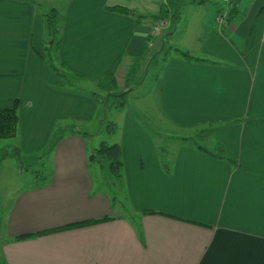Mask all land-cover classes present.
<instances>
[{
	"label": "crops",
	"instance_id": "1",
	"mask_svg": "<svg viewBox=\"0 0 264 264\" xmlns=\"http://www.w3.org/2000/svg\"><path fill=\"white\" fill-rule=\"evenodd\" d=\"M162 1L0 0V110L18 100L21 154L49 159L47 181L18 190L7 208L5 264H264V14L257 17L264 0H240L228 25L218 12L230 0L184 7L192 30L188 24L181 33L191 31L196 55L187 45L174 47L193 60L165 59L157 104L187 135L161 136L128 110L118 116L116 133L106 131L122 161L123 192L114 203L100 171L87 163L94 136L82 131L101 122L105 104L73 92L43 61L38 12L55 8L61 64L90 83L115 70L123 85L145 37L163 46L177 26L153 36L149 19L136 24L106 8L148 17ZM196 133L200 147L182 141Z\"/></svg>",
	"mask_w": 264,
	"mask_h": 264
},
{
	"label": "rangeland",
	"instance_id": "2",
	"mask_svg": "<svg viewBox=\"0 0 264 264\" xmlns=\"http://www.w3.org/2000/svg\"><path fill=\"white\" fill-rule=\"evenodd\" d=\"M210 1V0H208ZM211 2V1H210ZM214 3V2H211ZM42 7V6H41ZM190 8V7H189ZM189 11L183 10L181 13L182 20L181 22H177V30L176 33L173 34L171 39L167 40L166 44H162L163 46L158 47L157 43L154 45L153 41L150 42L149 53L147 58L145 59L144 63L141 66V70L139 73V84L138 86L134 87L128 92V100L127 106L122 110H114L112 106L117 103L116 98H109L107 97V93L102 91H96L95 83H90L86 81L79 80L74 77L73 73L68 71L65 67L61 66V62L59 60L58 54L59 50H56L55 46H52L51 41H49L48 36L44 33L43 37V53L44 59L47 62H51L54 67L57 69L58 72H61L63 75L66 76L68 82L71 84V90L73 92L80 94H94L96 97V102L105 104V112L103 118L104 120L102 123L99 121L94 123L91 129L84 128L82 131L87 133L90 136L87 139V149L91 151V149L98 147L99 144L102 142L106 144H111L112 138L107 135L106 129L104 126L110 123H115L114 121H119L117 117L120 118L123 116V112L131 111L135 113L139 120L143 123L144 121L147 122V125L150 129L154 132L161 134V136H186L187 134L184 132L179 131L174 126L169 125L162 117L158 109L157 104V93L159 85V72L162 67V60H161V50H168L169 48H181L180 45H187L190 48L189 52H192L193 55H196L194 50H197V46L191 44L189 42V38L191 37V31H188L189 34L183 35L181 33L183 31L184 26H188L189 30L191 29L190 26V14ZM39 15H43V9H39ZM226 12H222V15H225ZM158 25V24H157ZM164 30V29H162ZM163 34V33H162ZM173 46V47H172ZM192 53H189L192 55ZM127 69V68H126ZM119 83V84H118ZM117 84V90L119 92L124 91L122 81L119 79ZM99 90V89H98ZM122 101L121 98H119ZM115 106V105H114ZM70 124V123H69ZM102 125V126H101ZM116 125V124H115ZM68 127H75L74 125H67ZM117 126V125H116ZM79 131L80 127H77ZM105 130V131H104ZM19 135L9 138L8 140L0 141V264L2 261V247L4 245V224L5 218L7 215V208L10 206L11 201L14 198L15 193L18 190L30 188L34 185V181H39L45 173L43 170L49 166V159H46L45 156H42V152L34 155H22L23 151H20L18 146ZM43 163V164H42ZM98 180L104 182L105 180L108 183L112 184V178L109 176L107 172L104 170L100 173ZM102 189L112 195L115 193V199L120 198L121 195L118 196V186L112 187H102ZM114 203V199H112Z\"/></svg>",
	"mask_w": 264,
	"mask_h": 264
},
{
	"label": "trees",
	"instance_id": "3",
	"mask_svg": "<svg viewBox=\"0 0 264 264\" xmlns=\"http://www.w3.org/2000/svg\"><path fill=\"white\" fill-rule=\"evenodd\" d=\"M207 1L208 0H163L159 6L157 14L154 16H148V17L139 16L135 14L133 10L126 9L123 7H118V6L107 7L106 10L111 13L130 17L135 20L136 24L140 23L144 19H149L150 21H152L153 24H156V25L160 23H165L166 26L168 27V30L172 31L175 28L177 22H179L181 19V13L184 7L192 3H195L197 5L205 4L207 3ZM239 2L240 0H230L229 8L227 9L225 15H221L220 12H218V17L222 19L224 25L230 24L231 21L238 16L239 11L237 9V5ZM263 14H264V4L262 8L260 9L257 17L259 18ZM40 17L43 21L44 31L46 35L48 36L49 41H51L52 46L56 47V50H59L61 46L62 22H61V16L58 10H56L55 8L50 9L46 13L41 15ZM150 42H151V37L150 36L145 37L140 53L137 56L130 58L129 64L126 67L127 69L125 71L126 74L124 77V84H123L124 91L119 92V90H117L115 70L109 72L103 78L94 82L95 87L97 89L96 91H100V92L104 91L107 93V97L117 99L116 101L117 103H115L114 104L115 106L114 105L113 106L118 110L125 109V107L127 106L128 92L134 87L138 86L139 84V73H140L142 64L144 63L145 59L148 56ZM161 52H162L161 60L163 63L165 62V59L169 55H174L176 58H180L181 60H185V61L193 60V57L190 56L188 52L180 51L176 48H169L168 50H164L163 48ZM43 61L48 66V68L57 77L61 78L63 82L65 83V85L69 89H71V84L68 82V79L66 78V76L63 75L61 72H58L51 62H47L46 59L44 58H43ZM119 63H120V60H119ZM61 66L63 65L61 64ZM74 77L79 80L84 81L82 77H78V76H74ZM81 95H86L88 97L93 98L94 100H97L96 99L97 96L94 97V94L92 93L81 94ZM119 98H121L122 101H120ZM18 119H19L18 100H15L10 107L0 110V141L8 140L9 138H12L18 135ZM105 129L108 135H112L116 133L118 128L115 124L110 123L109 125L107 124L105 126ZM200 138H201L200 133H196L195 135L191 137L182 138V141H190L198 145ZM198 147L200 146L198 145ZM229 161L232 164H234V160L230 159ZM87 163L89 167L97 168L100 171V173L103 170L104 172H107L109 176L112 178L113 182L112 184H110L108 183L107 180H105L104 181L105 185H107V187H109L110 185L112 187L117 185L118 186V191H117L118 196L122 195V192H123L121 190V184H122V178H123L122 161H121V155H120V147L118 146V144L108 145L106 143H101L92 153H90L87 156ZM161 168L165 173L169 174V169L167 165L162 161H161ZM47 179H48V176L43 175L40 181L45 182L47 181ZM37 184L40 185V183H37ZM43 186H39V187H43ZM111 196L113 197V199H115L116 197L114 192L112 193ZM146 213H153V212H146ZM107 220L108 219L99 220L97 222H85V223L76 224V225H72V226H68L65 228L58 229V230H53V231L44 232L40 234L20 236L19 238H15L12 241L20 242V241L40 237L42 235H46L49 233H57V232H61L67 229H75V228H80L83 226H89V225H93L97 223H102ZM1 264H5L3 260L1 261Z\"/></svg>",
	"mask_w": 264,
	"mask_h": 264
},
{
	"label": "built area",
	"instance_id": "4",
	"mask_svg": "<svg viewBox=\"0 0 264 264\" xmlns=\"http://www.w3.org/2000/svg\"><path fill=\"white\" fill-rule=\"evenodd\" d=\"M165 27H166L165 23H160V24L156 25L154 27V29L151 31V35H153V36L158 35L162 31V29H164Z\"/></svg>",
	"mask_w": 264,
	"mask_h": 264
}]
</instances>
